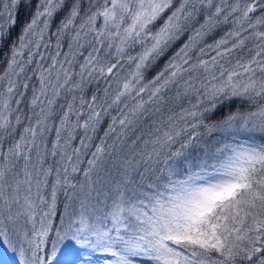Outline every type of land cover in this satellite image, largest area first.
<instances>
[{
	"label": "snow or ice",
	"instance_id": "obj_1",
	"mask_svg": "<svg viewBox=\"0 0 264 264\" xmlns=\"http://www.w3.org/2000/svg\"><path fill=\"white\" fill-rule=\"evenodd\" d=\"M0 244L264 264V0H38L0 71Z\"/></svg>",
	"mask_w": 264,
	"mask_h": 264
},
{
	"label": "trees",
	"instance_id": "obj_2",
	"mask_svg": "<svg viewBox=\"0 0 264 264\" xmlns=\"http://www.w3.org/2000/svg\"><path fill=\"white\" fill-rule=\"evenodd\" d=\"M5 2H7V0H0V11H3V4ZM37 3H38V0H30V6H29L28 0H25V3L17 7L16 12H15L16 22L14 25H12L8 29L6 39H4L3 41H0V71H2L4 67L6 66L7 59L10 56L11 45L18 41V37L22 33L25 24L29 21V19L31 18V15L34 13ZM61 18H62L61 16L56 17L55 24H58ZM0 23H3V21H0ZM55 24L53 25V29L55 27ZM229 30H230L229 26L222 25L216 30H214L211 36L206 38L205 42L213 43L214 41L223 38L225 36V33L228 32ZM186 39H187L186 36L182 37L181 41L178 42L176 45H174V47L172 48V50L169 52L168 55H171L172 51H175L177 48H179L180 45ZM166 59H167V56L164 58V60L160 61V63L157 65V68L153 69V71L158 70V68L162 66V64L166 61ZM101 87H103V83H101ZM106 127H107V122H105L102 125L99 131V135L103 134V130L106 129ZM241 139H243V137H241ZM62 211H63V195L61 194L58 199L57 219H58L59 214L62 213ZM95 253L96 252H90L87 249H80V248H77L71 253H69L67 249H64L58 254L55 264H62L63 262L68 263V264H84L83 258L92 256ZM0 264H19V258L17 255L11 253L5 248L3 252L0 253ZM137 264H149V262L145 260L144 258H137Z\"/></svg>",
	"mask_w": 264,
	"mask_h": 264
},
{
	"label": "rangeland",
	"instance_id": "obj_3",
	"mask_svg": "<svg viewBox=\"0 0 264 264\" xmlns=\"http://www.w3.org/2000/svg\"><path fill=\"white\" fill-rule=\"evenodd\" d=\"M4 249L5 247L2 244H0V253H2ZM108 259H111V257L108 256L107 254L97 252L93 256L84 258L83 261L84 264H104L105 261ZM62 264H68V263L63 262Z\"/></svg>",
	"mask_w": 264,
	"mask_h": 264
}]
</instances>
